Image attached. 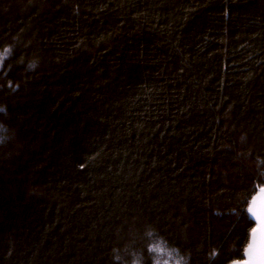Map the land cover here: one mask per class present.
I'll use <instances>...</instances> for the list:
<instances>
[{
	"label": "trees",
	"instance_id": "1",
	"mask_svg": "<svg viewBox=\"0 0 264 264\" xmlns=\"http://www.w3.org/2000/svg\"><path fill=\"white\" fill-rule=\"evenodd\" d=\"M264 188V0H0V264H231Z\"/></svg>",
	"mask_w": 264,
	"mask_h": 264
},
{
	"label": "water",
	"instance_id": "2",
	"mask_svg": "<svg viewBox=\"0 0 264 264\" xmlns=\"http://www.w3.org/2000/svg\"><path fill=\"white\" fill-rule=\"evenodd\" d=\"M249 215L255 228L249 238L242 260L231 264H264V188L253 199Z\"/></svg>",
	"mask_w": 264,
	"mask_h": 264
}]
</instances>
